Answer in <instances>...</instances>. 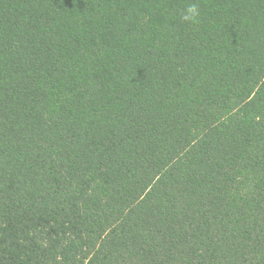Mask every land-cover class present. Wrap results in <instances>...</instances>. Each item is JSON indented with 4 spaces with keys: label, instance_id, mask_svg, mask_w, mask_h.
Masks as SVG:
<instances>
[{
    "label": "trees",
    "instance_id": "trees-1",
    "mask_svg": "<svg viewBox=\"0 0 264 264\" xmlns=\"http://www.w3.org/2000/svg\"><path fill=\"white\" fill-rule=\"evenodd\" d=\"M0 264H264V0H0Z\"/></svg>",
    "mask_w": 264,
    "mask_h": 264
},
{
    "label": "clouds",
    "instance_id": "clouds-1",
    "mask_svg": "<svg viewBox=\"0 0 264 264\" xmlns=\"http://www.w3.org/2000/svg\"><path fill=\"white\" fill-rule=\"evenodd\" d=\"M199 15V9L196 3H191L182 16L184 22L195 23Z\"/></svg>",
    "mask_w": 264,
    "mask_h": 264
}]
</instances>
